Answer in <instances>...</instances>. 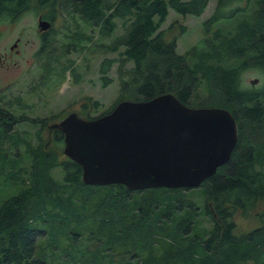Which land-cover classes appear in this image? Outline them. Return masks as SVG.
Wrapping results in <instances>:
<instances>
[{"label": "trees", "instance_id": "16d2710c", "mask_svg": "<svg viewBox=\"0 0 264 264\" xmlns=\"http://www.w3.org/2000/svg\"><path fill=\"white\" fill-rule=\"evenodd\" d=\"M209 2L210 0H118L110 5L105 0H68L66 3L93 24L103 22L109 28V34L115 31L112 19L123 13L127 16L123 23L124 34L117 37L109 48L103 45L111 51L125 48L122 54L133 63L132 69L122 73L129 75V80L122 83L123 96L128 99L149 100L172 92L190 107H205L207 104L202 103L193 106L195 104L191 101L197 86L206 80L222 95L218 107L230 110L235 116L239 126V140L232 158L201 185L206 192L203 213L206 212L212 220L211 229L206 228V263L221 264L217 259L234 257L238 251L243 253L244 240L251 244L257 235L261 236L260 229L244 237L235 236L233 230L236 227L235 212L238 209H250L259 198H264V141L258 144V138L254 136L255 140H249L247 147L239 151L240 146L250 138L243 134L244 119L250 122V128L258 123L260 131L264 132V88H244L241 85V73L244 69L254 67L264 72V0H218L214 13L203 23L208 33L214 25L218 28L217 38L210 40L213 43V58L208 62V69L203 70L201 67H194L189 58L177 51L178 39L187 32L186 26L174 23L169 31L160 29L167 21L171 9L184 16L200 17ZM36 6L49 7L50 13L45 17L55 20L57 10L52 0H0V19H17ZM110 9L114 10L107 14ZM239 13L245 14L242 18L234 19ZM247 13L253 14V20H250ZM225 19L233 21L224 22L225 27L219 26L221 20ZM244 20L250 23L249 26L256 21L252 24L253 31L248 34V29L241 28ZM256 25L260 28L256 30L261 34L259 36L254 33ZM174 27L178 31L172 34L170 31ZM47 40H43L44 44ZM247 42L248 46L244 47ZM115 62V58L107 57L99 64L104 86L112 82L109 73ZM25 120V116L17 118L0 108L2 140L12 132L14 125ZM52 133L55 134L56 141L64 139L60 130L53 129ZM37 151L40 153V150ZM38 158L35 153L29 187H23L18 195L5 201L0 207V264H48L58 241L81 247L86 252L82 263L93 264V259H103L92 248L95 241L92 233L84 236L75 233L73 236L72 229L77 224H83V220L77 215L85 211L89 213L86 220L92 218L97 222L96 226L107 232L111 228L108 218L112 204L119 208L125 204L126 210L129 209L132 215L139 217L142 214L145 219L153 218L151 210L160 208L163 223L178 217L184 222V227L190 225L194 217L187 212L183 214L186 206L192 207L193 202L183 196L174 197L191 188H152L142 196L139 194L144 190L133 191L123 184H112L105 191L93 194L86 188L89 185L82 180V167L78 163L68 158L56 165L55 169H62L64 172L62 181H59L53 176L55 169L51 166L45 172L41 170L43 173L38 170ZM256 163L261 164L258 170ZM40 191L45 194L38 196L37 192ZM80 205H84L83 209L78 208ZM80 237L91 244H84L85 241ZM52 239L57 241L54 246ZM100 249L105 251L103 247L98 250ZM71 250L74 251V247ZM219 256L222 258H217ZM241 258L236 262L233 258L230 260L234 264H248L251 257L242 254ZM111 260L117 263L119 259Z\"/></svg>", "mask_w": 264, "mask_h": 264}, {"label": "rangeland", "instance_id": "374dc122", "mask_svg": "<svg viewBox=\"0 0 264 264\" xmlns=\"http://www.w3.org/2000/svg\"><path fill=\"white\" fill-rule=\"evenodd\" d=\"M67 1L52 0L57 15L45 44L38 23L39 15L50 13L49 7L36 6L17 19H0V107L17 118L25 116L26 119L14 125L12 132L10 131L4 140L0 130V207L5 201L18 195L23 187H29L35 153L39 156L36 164L41 173L50 166L55 169L56 165L68 159L63 152L64 139L56 141L49 124L62 120L74 111L87 119L98 117L110 112L119 101L128 99L122 94V83L129 80V75L122 73L132 69L133 63L122 54L125 48L111 51L103 47L104 45L109 48L117 37L124 34L123 23L127 16L123 13L116 16L117 18L114 17L112 21L115 23V31L109 34V28H106L103 22L93 24L80 12L70 8ZM105 1L110 5L118 2ZM217 2L218 0H210L200 17L184 16L171 9L167 21L160 29L169 31L174 23L187 27V32L181 34L178 39L177 51L189 58L197 69L201 67L207 70L208 62L213 58L211 41L217 38L218 28L214 25L208 33L203 23L214 13ZM113 10L110 9L107 14ZM243 14L245 13L237 14L234 19L242 18ZM247 15L253 20L252 13ZM232 19L221 20L219 26L225 27L224 22L233 21ZM249 24L244 20L241 25L244 30L248 29L247 34L253 31L252 24ZM257 29H260L259 25H256L254 30ZM177 31L174 27L170 33L175 34ZM256 32V35H261ZM17 41V50H12L11 47ZM222 41L225 40L222 38ZM244 45L248 46V42ZM107 57L115 58L116 62L109 73L112 82L104 86L99 64ZM241 74L242 87L264 88V72L261 70L249 67ZM211 85V82L205 80L197 86L191 101L195 104L193 106L202 103L217 107L221 104L220 91ZM263 100L264 96L262 102ZM85 104L88 105L86 109ZM242 124L244 136L250 138L240 146L239 151L247 147L249 140H255L254 136L258 138V144L264 141V132L260 131L258 123L250 128V122L244 119ZM259 166L261 167V164H255L257 170L260 169ZM1 168H4V171H1ZM63 175L62 169L56 168L53 171L56 180L62 181ZM86 188L93 194H98L105 191L108 185H89ZM151 190L152 188L144 190L139 195H146ZM37 194L40 196L45 192L40 191ZM205 194V188L200 186L174 196H183L193 202L192 207L186 206L184 213L182 212L194 216L191 224L186 227L178 217L163 223L160 208L151 210L153 218L145 219L142 214L139 217L132 215L129 209L126 210L125 204L122 208L112 204L108 218L111 228L107 229V232L96 226L97 222L92 218L86 220L85 217L89 213L84 211L77 215L83 220V224H77L72 229V234L84 236L86 233H92L95 236L92 248L103 259H93V264H108V260L109 264H205L206 228L212 227L209 215L203 213ZM78 198L77 195L76 199ZM83 207L84 205H80L78 208ZM234 221L235 236L244 237L258 229L261 230V236L257 235L251 244L250 241L244 240L243 253L238 251L234 257H224L221 260L217 259L222 258L219 256L217 261L221 264H234L242 254H246L251 257L248 264H264V198H259L250 209H238L234 214ZM83 241L84 244H91L85 239ZM55 242L57 241L52 239L53 246ZM55 247V251L51 250L53 252L47 261L48 264H86L82 263L86 252L81 247L72 246L71 243L63 244L61 241H58ZM71 247H74V251ZM101 247L105 251L98 250ZM113 258L119 259L117 263L111 260ZM231 258L235 262L231 261Z\"/></svg>", "mask_w": 264, "mask_h": 264}, {"label": "water", "instance_id": "95a60500", "mask_svg": "<svg viewBox=\"0 0 264 264\" xmlns=\"http://www.w3.org/2000/svg\"><path fill=\"white\" fill-rule=\"evenodd\" d=\"M38 26L48 31L52 23L40 17ZM48 126L64 133L63 152L81 165L86 185L133 191L200 187L231 160L239 140L230 110L190 107L172 92L123 99L92 119L71 112Z\"/></svg>", "mask_w": 264, "mask_h": 264}, {"label": "flooded vegetation", "instance_id": "af4514ba", "mask_svg": "<svg viewBox=\"0 0 264 264\" xmlns=\"http://www.w3.org/2000/svg\"><path fill=\"white\" fill-rule=\"evenodd\" d=\"M40 17H42L43 19H45V20H48V21H50L51 23H52V26H51V28L48 30V31H43V32H41L40 31V34H41V36H42V38H43V40H47L48 39V36H49V33L51 32V30H52V28H53V24H54V22H55V20L54 21H51L49 18H47V17H45V16H43V15H39V18ZM15 44H17V46L15 47V49L17 50V48H18V45H19V41H17V42H15L14 43V45ZM13 45V46H14ZM11 49H12V47H11ZM12 50H14V49H12ZM0 62H1V59H0ZM102 84H103V81H102ZM88 107V105H84V108L86 109ZM1 108V107H0ZM74 112H76V111H74ZM78 113V112H77ZM79 114V113H78ZM64 119V118H63ZM61 121V120H60Z\"/></svg>", "mask_w": 264, "mask_h": 264}]
</instances>
